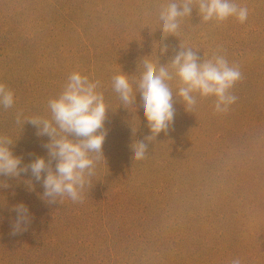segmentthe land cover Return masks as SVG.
Wrapping results in <instances>:
<instances>
[{"label": "rangeland", "instance_id": "obj_1", "mask_svg": "<svg viewBox=\"0 0 264 264\" xmlns=\"http://www.w3.org/2000/svg\"><path fill=\"white\" fill-rule=\"evenodd\" d=\"M245 23L200 19L194 7L181 40L203 59L224 55L242 79L225 114L215 97L185 111L176 81L174 122L149 143L143 160L130 145L149 135L140 94L121 106L112 77L138 78L142 59L166 63L180 38L162 39L167 0H0V82L15 103L0 108V135L27 164L45 156L48 137L17 113L50 118L48 101L79 71L109 108L102 158L82 202L48 204L31 174L0 176V264H264V0H235ZM168 52L159 57V46ZM33 179L30 191L25 180ZM30 210L27 230L13 234V205Z\"/></svg>", "mask_w": 264, "mask_h": 264}, {"label": "clouds", "instance_id": "obj_2", "mask_svg": "<svg viewBox=\"0 0 264 264\" xmlns=\"http://www.w3.org/2000/svg\"><path fill=\"white\" fill-rule=\"evenodd\" d=\"M194 7L202 21L223 22L234 17L239 23L248 19L247 7L235 0H167L159 10L162 39L168 36L180 38L178 50L166 62L142 59V71L138 78L130 79L122 72L112 77V88L118 94L121 106L135 105L140 94V106L150 134L143 140L130 145L132 160L145 159L148 145L161 133L169 130L174 122L175 96H178L185 111L197 104V94L201 98L215 97L214 112L225 114L236 103L237 97L231 90L242 79L238 65L230 64L224 55L214 54L201 59L198 51L186 47L181 40V23L190 17ZM168 52V46H159V57ZM176 81L175 96L168 81ZM100 81H91L79 71L69 74L61 93L48 101L50 118H23L17 113L16 124L30 123L36 128L38 137H48L42 147L45 156H36L29 163L13 152L16 140L0 135V176L21 178V174H31L35 182L43 188L40 198L48 204H62L65 198L73 203L82 202L86 188L95 175L98 162L104 158L103 144L107 137L105 121L109 108L104 95L98 89ZM14 92L0 82V108H12ZM30 191L35 190L33 179L24 181ZM9 185L0 182V187ZM16 213L12 222L13 234L27 230L31 215L28 206L20 202L13 205ZM230 264H242L240 258H233Z\"/></svg>", "mask_w": 264, "mask_h": 264}]
</instances>
